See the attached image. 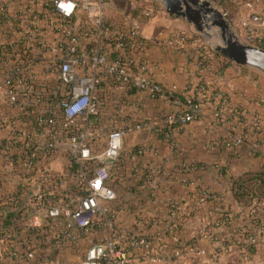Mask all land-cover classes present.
Segmentation results:
<instances>
[{
    "label": "crops",
    "instance_id": "obj_1",
    "mask_svg": "<svg viewBox=\"0 0 264 264\" xmlns=\"http://www.w3.org/2000/svg\"><path fill=\"white\" fill-rule=\"evenodd\" d=\"M6 3L5 7L0 4L4 31L1 36L9 40L13 56L0 60V82L15 54L31 49L33 54L47 58L49 53H44L43 47L39 48L34 42L38 44L40 40H52L61 35L59 28L67 22L59 14L49 12L45 0H8ZM236 9L239 12L230 20L238 25L240 19L252 10L244 0L236 5ZM262 9L263 3H256V10ZM111 11L112 7L108 6L106 19L111 33L102 37L96 29L88 30L94 27L93 22L85 11L78 10L71 24L81 33L85 48L100 46L113 58L114 36L138 22L146 42L138 49L132 45L134 50L129 52L128 58L135 63L142 62L147 72L164 86H175L179 94L186 96L196 93L197 86L202 83L226 92L230 100L243 104L263 94L264 75L255 69L248 67L249 73L259 75V81H250L249 73L245 74L239 67L223 68V61L211 52L207 53L213 59V65L202 67L198 58L206 51L204 46L198 47L202 42L200 38L185 42L183 39L165 40L157 35V28L163 25L190 28L186 19L176 16L174 20L159 21L144 15L140 20L129 22L118 19ZM49 65L50 59L36 66L35 87L45 92L38 110L45 108L50 99L54 100L53 89L59 92L57 96L63 92L56 84V75L45 71ZM95 96L99 112L91 117L93 153L105 150L108 133L113 128L136 123L143 125L124 137L121 155L110 165L111 185L117 192L111 206L116 213L120 245H128V233L142 234L149 237L152 245L161 248L163 262L160 264H264V228L253 223L255 218L264 221L262 204L254 209L242 207L230 190L233 176L248 169H258L264 161V148L258 144L252 148L257 139L252 126H249L248 142L244 146L230 148L221 145L232 132L238 133L242 125L235 115L218 121L213 112L214 104L207 102L202 106L201 119L175 127L171 140L167 141L157 127L164 125L167 115L176 109L171 102L151 98L135 88L109 80L97 88ZM6 98L0 89V234L17 240L30 239L38 255L28 263H14L3 258L2 264H41L40 255L43 253L77 259L108 231L97 227L85 233L75 244L59 243L58 227L54 224L46 225L45 235H31L33 231L28 230L25 216L27 210L33 208L29 203L30 196L44 191L49 199H59L65 191L75 187L78 178L60 145L50 159L39 153L40 161L35 170L27 169L18 159L13 163L5 160L2 145L12 128L7 127L3 119L8 115L15 116L8 109ZM260 116L263 115L258 111L255 119L248 114L246 120L256 123ZM34 118L31 115L29 120ZM139 147L143 148L142 153L138 152ZM16 149L15 153L24 151L23 148ZM43 174L46 175L44 178ZM250 230H255L257 236L255 251L248 247L249 240L244 234ZM53 245L73 246L60 248Z\"/></svg>",
    "mask_w": 264,
    "mask_h": 264
},
{
    "label": "built area",
    "instance_id": "obj_2",
    "mask_svg": "<svg viewBox=\"0 0 264 264\" xmlns=\"http://www.w3.org/2000/svg\"><path fill=\"white\" fill-rule=\"evenodd\" d=\"M49 2V0H45ZM263 3L262 11L256 10V3ZM245 5L252 11L240 19L235 37L246 44L256 47L264 46V0H244ZM55 7L67 21L58 31L61 35L52 40L42 41L45 56L35 55L32 50L14 55L6 69L5 77L0 82V89L7 96V106L14 117L5 116L3 123L11 127L10 136L3 143L2 149L7 152L6 161L13 163L16 148H23L30 153L26 160L18 159L27 169L35 170L40 161L39 153L50 159L58 149L69 155L82 168L75 187L59 199L46 197L44 191L30 196L32 209L27 210L26 218L28 230H38L46 233V225L54 224L58 227L57 239L71 244L77 243L81 237L95 228L108 231L100 241L90 244L84 254L77 259H70L58 254L43 253L40 255L41 264H160L163 262L159 245H152L151 240L142 234L128 233V245H120L116 229V213L111 203L117 198V192L111 185V163L119 159L124 137L143 127L140 123L131 124L124 128H113L108 133L107 146L99 154L93 153V121L91 117L99 112V104L95 91L105 82L112 79L122 86L128 85L151 98L163 99L171 102L176 109L167 115V122L178 127L185 126L202 118V106L210 102L212 94L206 86L199 88L198 93L183 97L175 86L168 88L147 72L142 62L134 63L131 59H124L122 55L109 53L102 47L85 48L81 41L82 35L72 26V19L78 10H83L93 22L94 30L104 37L111 33L107 23L106 11L109 6L107 0H54ZM227 16V13L224 12ZM69 25H68V24ZM62 27V26H61ZM132 31L141 37L140 25L132 23ZM124 36V33H121ZM183 38H180L182 40ZM35 44V42H34ZM31 44V45H34ZM121 42L118 44L120 47ZM50 59L47 72L54 73L56 84L63 90L62 94L52 90L54 100L47 101L45 108H37L45 92L36 89L35 81L38 71L36 66L44 64ZM45 67V66H44ZM55 88V87H54ZM55 92V93H54ZM222 93H218L219 97ZM214 113L215 119L220 121L222 109ZM9 113V111H8ZM34 115L33 121L29 117ZM31 119V118H30ZM29 120V121H28ZM32 125V128L29 126ZM70 126L72 131H68ZM157 127V131H161ZM241 143V138H236ZM9 145V146H6ZM60 145V146H59ZM4 147V148H3ZM96 160L98 165L89 173L85 166L87 161ZM16 162V161H15ZM46 175L43 174V178ZM10 242L4 238L0 242V262L3 260L1 252L11 249L12 257L16 260L29 262L36 259L38 252L33 245L24 242ZM255 241V239H253ZM54 247H68L73 245H53Z\"/></svg>",
    "mask_w": 264,
    "mask_h": 264
},
{
    "label": "trees",
    "instance_id": "obj_3",
    "mask_svg": "<svg viewBox=\"0 0 264 264\" xmlns=\"http://www.w3.org/2000/svg\"><path fill=\"white\" fill-rule=\"evenodd\" d=\"M7 1L8 0H0V4H2V6H4L5 4H7L6 3ZM44 5L47 6L49 12L52 11V12L60 15V13L57 11V9L55 7L54 0H49V2H45ZM2 20H3V14L0 13V60L1 61L2 60H8L9 57L13 56L12 55L13 52L9 50V46H8L9 40L8 39L7 40L2 39V36H1V34L4 32L3 26L1 24ZM123 33H124V36L121 33L116 34L114 36L115 38H114V43H113V47H112V50H113L112 54H114V55H120L121 54L122 57L124 59H126L129 57L128 56L129 52L134 50V48H131V46L135 44L134 46L138 49V48H140V46H143V44H145L146 39L136 36L130 27H128V30L123 31ZM189 34H187L185 32H181V33H179L178 39L183 38V40L185 42H187L189 40H196V39L200 38V36L197 34H192V35H189ZM42 41L43 40H40L38 42V44L35 42V44L40 48ZM120 42L123 45H121L119 47L118 44ZM205 46L203 47V49L206 51V54L201 55L198 58V62L202 67H206L208 65H213V63H214L213 59H210V57L208 56V53L211 52L215 55V57H217L218 59H221V61H223V63H222L223 68L239 67L243 70V72L245 74L249 72L248 67L241 66V65L234 63L233 61H231L227 57L223 56L220 52H218L216 49H214L213 47H211L209 45H205ZM262 48H264V46ZM25 51L26 50L22 51L21 53H24ZM134 63H135V61L133 62V64ZM107 80H109V82L116 83L112 79H106L105 81H107ZM202 86H205V85H203L201 83L197 87L200 88ZM206 87L209 88L210 93L212 94V98H211L210 102H212V104H214V111H213L214 113L221 109V105L225 104V108L222 109L223 115L221 116L220 121L221 122L225 121L228 115H230V116L235 115L238 118V120L241 122L240 124L242 125V127L239 130L240 132H238V133L232 132L230 136L226 137V139H224L222 141L221 145L224 144L226 147H230V148L244 146L248 142L247 134L250 132L249 126H252L253 127L252 131L257 136L256 141L255 140L253 141V143L254 142L255 143L254 144L252 143V148L254 149V146L257 144L264 148V122H263L264 94L256 96V97L252 98L251 100L248 99V103L243 104V103H240L239 101L236 102V101L230 100V95L227 94L226 92H223V91L220 92V91H218V89H214L210 86H206ZM198 90H196V93H198ZM218 93H222L221 94L222 96L219 97ZM183 97H185V96H183ZM258 111H260L263 115V116H260L259 118H257L259 121L254 123V121L250 122L248 119L246 120V115H248V114H251L253 116V119H255V114ZM175 127H178V126L170 125L167 122H164V125H162V127H161V134L164 135L165 140H167V141L171 140L172 129H174ZM67 130L70 132L72 131L70 126L67 127ZM238 135L242 136V141L240 144L236 145L234 142H235L236 138L239 137ZM6 146H9V145H6ZM258 150H259V147H257V151ZM138 152L142 153L143 148L139 147ZM7 154L8 153L5 151L2 153V156L5 157V160H7L6 159ZM14 156L17 157V159H22L24 161V160L29 158L30 153L25 152V151H21L19 153L18 152L14 153ZM68 159L72 163V169H73L72 171L75 172L76 177L79 176L82 167L79 164H77L76 162H72L71 160H73V159L71 157H69V155H68ZM97 164H98V161L89 160V161H87L85 166L87 167L89 173H92L93 169L96 167ZM230 190L232 191L234 198L236 199V201L239 203L240 206L251 207L252 209H254L255 206H259V204L261 203L262 209L264 210V161H263L262 165L260 166V168H258V169H248V170H245V171L233 176V178L230 181ZM253 223L257 227L262 226L264 228V221L260 218L253 219ZM1 234H3V233H1ZM1 234H0V239L5 238V235L2 236ZM35 234L42 235L41 233L38 232V230H34L33 232H31V235L34 236ZM244 234L247 236L246 238H248V240H249L248 247L251 249V251H255V244L257 243V240H256L257 236H256L255 230H250V231H247L246 233L244 232ZM8 237L9 236H7V238H5L6 241L10 242L12 239L16 240L15 242H17V243H21V242L25 241V244L29 245V247L31 246V242H30V239L28 237H27V239H29V240H25V239L17 240L15 238H12V237L8 238ZM145 237H148V236L145 235ZM253 239H255V241H253ZM0 249H1V247H0ZM1 257L5 258L9 262L15 263L17 261H21V260H16L12 257L11 249L2 250ZM0 264H2V261L0 262Z\"/></svg>",
    "mask_w": 264,
    "mask_h": 264
},
{
    "label": "water",
    "instance_id": "obj_4",
    "mask_svg": "<svg viewBox=\"0 0 264 264\" xmlns=\"http://www.w3.org/2000/svg\"><path fill=\"white\" fill-rule=\"evenodd\" d=\"M166 10L177 17L193 23L200 32H206L212 26L220 27L223 44L212 47L234 63L246 66L264 75V48L239 41L232 29V22L224 13L213 6L210 0H162ZM211 24H205V21ZM206 28V29H205Z\"/></svg>",
    "mask_w": 264,
    "mask_h": 264
},
{
    "label": "rangeland",
    "instance_id": "obj_5",
    "mask_svg": "<svg viewBox=\"0 0 264 264\" xmlns=\"http://www.w3.org/2000/svg\"><path fill=\"white\" fill-rule=\"evenodd\" d=\"M79 2H83L84 0H77ZM213 4V6L220 9L223 13H227V18L230 20L233 15L237 14L239 12L238 9H236V5L240 4L241 0H210ZM107 3L110 7H112L111 13L116 16L118 19H122L123 21H131V20H140L143 18L144 15L151 17V18H157L159 21L163 19L174 20L175 15H171L165 8V5L162 0H107ZM184 19V18H183ZM232 22V21H231ZM205 24H211V21H205ZM190 28L181 29V28H167L166 26H160L157 28V35H160L159 37H163L165 40H175L178 39L179 33L182 31H185V33L192 35L197 34L200 36V39L202 42L199 43L201 46L209 45L213 46L215 44H223V37H222V31L220 27L218 26H212L211 29H206V32H200L193 23H190L188 26ZM236 24L232 22V29H236ZM159 32V33H158ZM156 35V36H157ZM156 39V38H155ZM259 72V71H258ZM249 73V72H248ZM261 73V72H260ZM250 76V81H259V75L256 73L250 72L248 74ZM257 85H259V82H257ZM262 89V93L264 94V88ZM240 132V131H239ZM238 138L242 139V136L238 135ZM236 141V145H238ZM65 154V153H64ZM66 155V154H65ZM74 162L73 160H71ZM100 162V160H99ZM98 162V163H99ZM98 165V164H97Z\"/></svg>",
    "mask_w": 264,
    "mask_h": 264
}]
</instances>
